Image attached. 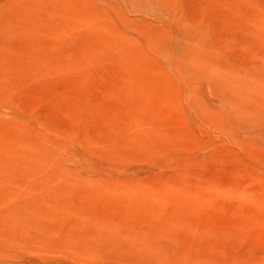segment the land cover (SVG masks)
<instances>
[{
    "label": "rangeland",
    "instance_id": "rangeland-1",
    "mask_svg": "<svg viewBox=\"0 0 264 264\" xmlns=\"http://www.w3.org/2000/svg\"><path fill=\"white\" fill-rule=\"evenodd\" d=\"M0 264H264V0H0Z\"/></svg>",
    "mask_w": 264,
    "mask_h": 264
}]
</instances>
